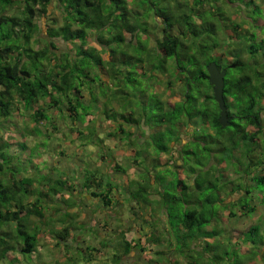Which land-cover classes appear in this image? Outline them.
Masks as SVG:
<instances>
[{
	"label": "trees",
	"instance_id": "trees-1",
	"mask_svg": "<svg viewBox=\"0 0 264 264\" xmlns=\"http://www.w3.org/2000/svg\"><path fill=\"white\" fill-rule=\"evenodd\" d=\"M57 1L64 22L60 26L47 28V37L42 39L45 45L37 47L41 43L40 20L51 15L50 6L53 0H0V127L1 122L9 119L14 109L20 106L33 110V118L38 125L48 120L46 109L43 106L35 107L40 101L46 102L49 108L69 112V117L75 122L80 120L84 123L85 116L94 118V115L97 117L99 114L108 122V137L119 136L120 139H125V143L134 146V164L141 165L142 161L139 163L138 159L146 155L145 147L138 146V142L131 138L138 136L132 128L162 127L151 132V135L160 134L154 140V149L159 154L168 153L170 141L173 144L179 141L186 123L198 118L214 130L213 133L196 132L200 134L194 138V141L197 140L203 145L201 149L208 153L209 161L201 163L198 168L191 166L186 170L187 173L194 174V187L180 179L178 187L181 194L183 190L186 191L183 196L170 195L172 199L166 200L161 198L158 191L160 198L155 201L166 211L170 207L175 208L174 203L177 200L183 201V211L173 210L176 212L178 225L183 229L184 239L190 237L192 240V249L194 247V250L204 252V240L200 236L206 238L219 233L215 227L198 235L203 224L212 222L217 214L218 210H214L212 206L220 200L225 209H234L235 204H238L241 214L252 213L255 206L250 201L255 197L252 195L253 191L257 190L251 188L264 184V37L258 40L259 34H264V19L250 15L252 11L254 15H261L263 8L256 0ZM138 1L146 5L143 11L132 5ZM236 3L235 10H231L230 7ZM9 9L15 11L9 14ZM233 12L240 15L241 20H237L232 15ZM151 17L154 18L153 30L162 28L163 32L161 38L155 36L153 46V31L149 32L151 27L148 21ZM143 34H146L145 38L142 37ZM90 37L100 45V49L89 45ZM58 38L67 43L80 42V45L74 47V55L71 50H60L55 41ZM221 59L226 65L223 97L228 124L220 120L222 109L215 98L214 84L210 81L208 70L211 63L221 67ZM232 64L238 68L232 69ZM135 68H140V72L149 79L154 77V82L158 78L160 84H166L163 92L151 87L143 90L136 87L135 90L139 92L129 89V83L134 84V87L141 85L140 77H134L137 72ZM98 70H105L106 80L100 76L101 72ZM230 70H236V73H231ZM160 73L168 79L161 80L157 76ZM96 78L102 79V85L105 86L106 82L109 86V90L102 94L103 98L96 92ZM176 84L179 85L181 98L167 108L161 94H165ZM142 95L145 96L144 100ZM94 108L99 109V112H94ZM81 110L85 112V116ZM251 126L256 130L251 131ZM174 131L177 136L173 135L164 143L166 134ZM78 133L79 136L87 138L97 136L99 140L96 143L106 145L96 126L88 130H78ZM209 145H213V148ZM7 148V143L0 137V261H5L9 252L18 249L24 256L31 257L30 254L38 246V235L41 232L34 219L41 221L40 219L45 218L43 200L57 197L55 195L74 187L69 178L63 179L59 175L54 178L51 173L39 172L42 177L40 176L41 180L38 182L49 190L30 189L37 180L21 175V167L12 162L13 156L6 152ZM239 149L247 160V164L240 167L243 172L235 165L237 160L241 161L234 154ZM225 150L232 155L227 163L225 159L214 156L215 152L220 154ZM101 157L109 158V152ZM212 159L215 160L213 163ZM159 160L160 158L153 162L160 168ZM183 161L187 166L186 161ZM222 162L234 166L238 176L217 185L216 180L218 183L219 179L225 178L223 169L220 168ZM54 167H51L52 171L60 174ZM114 167L119 171H126L119 163ZM33 168L41 169L36 165ZM92 173L83 186L91 188L94 181L97 188L104 189L102 184H107L108 193L93 189L91 194L101 197L105 206L111 205L110 195L115 185L110 180L105 182L107 175L99 169ZM242 173L248 175L251 181L246 182ZM94 174H99L100 177ZM152 180L151 177L143 186L130 189L132 198L141 203L140 206L152 201L149 192L153 188ZM218 186H221V190L225 188L219 198L210 194L204 200L200 198L203 190L211 188L213 191ZM33 194L36 196L31 200L30 196ZM258 194L262 193H256V196ZM66 202L71 206L68 200ZM231 209L228 211L230 216H239L236 210ZM54 210L59 212L61 208L56 207ZM206 212L211 214L209 219L206 218ZM138 213L139 210L135 217ZM77 215L64 213L57 220L66 222L64 226L60 229L50 228L52 235L59 240L57 244L68 241L73 226L72 221H67L69 218L74 220ZM50 221H53L52 217ZM151 226L152 235L147 239L146 246H142L140 239H127L126 232L129 228H117L116 235L119 237L113 245L117 252L113 255V263L119 264L123 259L122 253L128 256L138 247V243L142 251L148 248V251L156 254L164 252L156 247L163 239L171 241L168 239L172 238L170 231L167 227L158 229L157 226ZM234 227L237 228V224ZM223 228L227 229L224 226ZM247 231L250 236H254L262 230L255 223ZM101 245L107 246L108 241ZM66 247L69 248L68 243ZM92 250L97 251L98 248L92 247ZM253 255H259V252ZM161 256L163 255L154 262L161 263ZM93 257H89L85 264H92ZM149 259L153 261L150 256ZM204 261L210 264L207 258ZM195 264H199L198 260Z\"/></svg>",
	"mask_w": 264,
	"mask_h": 264
},
{
	"label": "rangeland",
	"instance_id": "rangeland-1",
	"mask_svg": "<svg viewBox=\"0 0 264 264\" xmlns=\"http://www.w3.org/2000/svg\"><path fill=\"white\" fill-rule=\"evenodd\" d=\"M141 2L142 1H138L137 3L134 2L135 5H132L135 6L134 8H139L140 11H143L146 5ZM256 2H258L264 10V1L256 0ZM57 3L59 4V1L53 0L50 6L51 15L40 20L41 43L37 44V47L45 45L43 40L47 37V28L60 26L64 22L63 13ZM237 4L238 3L232 5L230 9L235 10V6H237ZM14 11L15 9H9L8 13L11 14ZM259 14L260 13L254 15L253 11L250 13L251 16L261 17L264 19V12L261 15ZM232 15L236 16L237 20H241V16L237 15V13L233 12ZM152 19L154 18L151 17L148 21H150L149 25L151 27L149 32L153 31V39L151 42V45L153 46L155 36L156 38H161L163 32L162 28L153 30L154 22ZM228 33H231V31ZM146 34H148V32ZM146 34H143L142 37L145 38ZM262 37H264V34L260 33L258 40ZM223 38L224 37H222V39ZM55 41L59 44L58 47H60V50H71L73 55L74 47L80 45L79 41L67 43L60 38L55 39ZM88 43L90 46H95L98 49L101 48L100 45L95 42L93 37L89 38ZM216 52H219V50ZM245 56L247 57V55ZM232 59L233 58H230V60ZM220 63L221 67L217 66V68L219 71H222L226 68V65L223 62V59H221ZM231 67L232 69L238 68L233 64ZM134 70H137L134 77H140L141 85H136L134 87V84L129 83V89L134 92H139L138 90H135L136 87H139L142 90L151 87L154 89L156 88L159 92H163L166 84H160L161 81L158 78H156L154 82V77L149 79L144 76L140 72V68H135ZM230 71L231 73H236V70ZM98 72H101L100 76L106 80L105 70H98ZM157 76L164 81L168 79L161 73ZM101 81L102 79L99 78H96V81H94V84L98 86L96 87V92L99 96H102L105 91L109 90L108 84L105 82L104 86ZM94 89L95 88H93V90ZM179 89V85L176 84L171 90H168L165 94H161L166 102L167 108H169L176 100L181 98L182 94L179 93ZM85 94L86 97H88L87 91ZM144 95L141 96L143 100L145 98ZM101 98H103V96ZM37 106H43L47 111L46 113L49 119L43 121L44 123L42 122L38 125L34 121L33 110H27L24 109L23 106H20L19 108L14 109V112L9 119L1 122L0 127V137L3 142L7 143L8 146L6 152L13 156L12 162L21 167V175L24 177H32L37 180V182H35L30 189L34 190L41 188L46 190V186L38 182L41 180L40 174L43 173H51L54 178H58V175L60 177L71 178L74 182H76L75 186L80 188L81 184L84 183L91 174H93L92 171L99 169L103 174L107 175L105 182L110 180L115 185V189L119 190L118 192H120L122 197L127 195V197H125L126 207L119 206L120 202L119 204L115 202L114 215L111 212L106 214L98 212L97 210V212L93 214L94 212L91 211V208L93 209L94 206H99V204L96 205L97 200L94 198L91 202H87L88 200H86L84 196L80 197L81 204L83 202L87 204L84 205L85 207H78L80 211H85V219L82 223L79 222L78 224L77 222L74 223L75 220H70L69 218V220L72 221V226L77 230H72L71 236L67 242L57 244L59 240L52 235L50 228H61V226H63V224L57 220L58 218H62L64 216V212L55 211L54 208L59 207L61 210H64L62 208H64L67 203L58 196L51 198L47 197L42 203L45 218L40 219L41 221L34 219L36 220L35 223H37V225L41 228V232L38 235L39 243L36 250L30 254L31 257L29 255L24 256L19 249L11 251L8 253V258L5 261H0V264H85L88 258L93 257V255L94 257L97 256L99 260H96L93 257L94 260L91 261L92 264H114L113 255L117 252L113 248V245L116 243L117 237H119L116 235L117 228L124 229V224H127L129 229L127 230L128 234L126 236L132 238V241H136L141 233L143 234L145 231L149 232V228H147L149 224H144L139 218H136L140 216L139 213L145 211V208L143 209V206L138 208L137 203L131 202L133 203V208L130 204V201L133 199L132 195L124 193L125 189L129 186V190H135L138 187H141V185L143 186L146 184L152 177L154 180L153 194L157 201L159 200L158 198H160L159 193L162 196L161 198L166 200L172 199V196L170 195L180 197L183 196L184 192H186L183 190L181 194V189L178 187L180 179H183L185 184H191L194 187V174L191 175L187 173L186 170L191 166L193 168H198L201 166V163L209 161L208 153L206 151H202L201 149L203 145L201 146L197 140L194 141V138L197 134H200L196 132L208 131L213 133L214 130L201 122L198 118L191 119L188 124L186 123V126L183 124L185 127H183L181 138L174 144L170 141L168 153L163 152L159 154V151L156 150V148L154 149V140L159 138L160 134L151 135V132H156V130H159L162 127H156L155 129H147L148 126L144 127V129H138L136 127L132 128L138 136L134 135L131 138L138 142V146L142 147L143 145L145 147V154L147 155V157L144 155L143 158L138 159L139 163L142 161L141 165H139L134 164V146L125 143V139L122 140L119 136L115 138L108 137L106 134L109 130L107 127L108 122L99 114L97 117L94 115V118H90L85 116V112L81 110L80 112L85 116V122L83 123L80 120L75 122L71 119V117H69V112H60L56 108H49L46 102L40 101L39 105H35V107ZM98 110L94 108V112H97ZM148 111H150V109H148ZM89 119H91V121H89ZM93 122L96 123L94 124ZM93 126L97 127L98 134L104 138L106 144L105 146L102 145V143H96L99 140L97 136L95 138H87L84 136L83 138L79 136L78 130H88ZM249 129L251 131L256 130L253 126L249 127ZM144 132L145 134L143 135ZM173 135H176L175 131L173 133L166 134V138L163 139V142L166 143V141L172 138ZM149 144L151 145L148 148L147 145ZM209 146L213 148V145ZM107 147L112 148V150L109 151ZM260 148L261 145L258 147V150H260ZM107 152H109L110 157L108 159H102L101 156ZM256 153L257 152L255 151V155ZM214 154V156L217 155L218 158L221 157L222 159H225L226 163L232 156L227 150H225L224 153L219 154L215 152ZM234 154L243 162L241 163V161L237 160L235 164L236 167L238 169H240L241 165L244 167L247 164V160L244 158L245 155H242L241 149L236 150ZM159 158V161L161 162L160 168L153 162V160ZM183 160L186 161L187 166ZM214 161L215 160L212 159L211 163ZM116 163H119L126 171L122 172L117 170V168L114 167ZM226 163L222 162V165L220 166V168L223 169L225 178L223 177V179H219L218 183L216 180L215 183L217 185H219V183H226L229 178L232 180L238 176L235 167ZM35 165L41 169L33 168ZM52 166H55L54 168H57V170L61 173L57 174L55 171H52ZM240 170V172H243V169ZM39 172L40 174H38ZM94 175H98V177H100L99 174ZM131 178L136 179L132 180ZM242 178H244L246 182L251 181L250 177L248 175H244L243 173ZM92 183L94 186L88 188V193H91L93 189H99L97 188L98 185H96L94 181H92ZM220 187L218 186L217 189L214 188L213 191L211 188L203 190V192L200 193V198L204 200L208 194L214 198H219L221 192H225V188H222L221 190ZM100 189L98 190L99 192ZM218 189H220V191ZM251 189L257 190H252V195L255 196L252 201H250L251 199L248 197V201H250V203L252 202L253 206H255V211L252 213L241 214L242 210H240V206L235 204L236 206L233 207L234 209L229 208V210H236V213L239 216H230L228 212L229 210L225 209V206L221 204L220 200L212 206L214 210H218L217 214L213 218L212 222H206L203 224V229L198 232V235L202 234L206 230L211 231L215 227L219 233L206 238L204 236H200V239L204 240V252L197 249L194 250V247L192 249V240L190 237L187 239H184L183 237V229H181L178 225L177 215H175L177 211H183V206H185L183 201L179 199L174 203L175 208H172L169 205L170 208H167V211L165 209V211L161 214H155V212L151 210L153 214L150 222H154L152 225L158 227V225L161 224V220H163L164 227L167 226L172 236L171 241L163 239L165 240V243L156 247L159 250H164V252L161 253L163 255L161 256V260L163 261H161V263H155V259L159 258L161 254H156L150 250L148 251V248L146 249L147 252L142 251L140 250L141 247L138 243V247H136L134 251L132 250L128 256H124L122 253L123 259L119 264H195L197 260L199 264H208L207 261H204L206 258L210 264H264V246H261V244L264 243V184L261 183L257 185V188L252 187ZM156 190L160 192L156 193ZM259 192L262 194H258V196H256V193ZM67 193L70 194L69 200L74 201L75 195L68 190ZM35 196V194L31 195L30 199L33 200ZM113 198H116V196L114 195ZM101 203L102 204L100 205L103 206V201H101ZM150 204L151 206H156L157 203L155 201H151ZM161 206L162 205L157 207V211L162 210ZM174 209L176 212H173ZM98 210L102 211L100 208H98ZM138 210V216L135 217ZM147 212L150 213V210ZM79 214L80 213H78L76 221L80 219ZM86 215L89 218L93 217L92 219L95 222L89 221ZM169 215H171V217ZM210 216L211 214L206 212V218L209 219ZM51 217L53 221H50ZM108 218L109 220L103 223V220ZM44 219L45 221H43ZM128 219L130 220L127 221ZM132 219L136 221H133ZM255 223L259 224L262 231H260V234L250 236L247 231L248 227ZM235 224H237V228L234 227ZM223 226L227 227V229L223 228ZM106 241H108V245L102 246L101 244L106 243ZM184 242L185 245L182 246ZM66 243H68L69 248L66 247ZM92 247L98 248V250H92ZM255 252H259V255L254 256L253 253ZM149 256L152 257L153 261L149 259ZM215 256L219 257L215 259ZM202 257H204V259Z\"/></svg>",
	"mask_w": 264,
	"mask_h": 264
},
{
	"label": "crops",
	"instance_id": "crops-1",
	"mask_svg": "<svg viewBox=\"0 0 264 264\" xmlns=\"http://www.w3.org/2000/svg\"><path fill=\"white\" fill-rule=\"evenodd\" d=\"M102 159H104L103 157H102ZM108 159V158H107ZM65 178H68V177H63V179H65ZM70 179V181H72V183H73V189H71V190H68V191H71L74 195H75V197H74V201H70L69 200V197H70V194H68L67 193V190L65 191V192H63V193H59V194H57V195H55V196H58V197H60V199H62L64 202H66V200H68L69 201V204L71 203V206H69V205H67L66 204V206L63 208L64 210H60V211H62V212H64V213H68V214H78V213H80L79 215V220L78 221H76V219H77V216H76V218L74 219L75 221L74 222H77L78 224H79V222H81L82 223V221L85 219V211L84 210H79L78 209V207H85L84 205H87V204H85L84 202L81 204V200H80V197H82V196H84V198L86 199V200H88L87 202H91L92 201V199H96L97 201H96V205L97 204H99V206L97 207V206H94V208H96V209H92L91 208V211H93L92 213L93 214H95L97 211L98 212H103V213H106V214H108V213H112L113 215H114V204H115V202L116 203H118L119 204V202H120V205L119 206H125L126 207V202H125V197H127V195L125 196V195H123V196H125V197H122V195H120V192H118L119 190H116V189H113L112 190V193H111V195H110V197L112 198V202H111V205H108V206H105L104 204H103V206L102 205H100V204H102L101 203V201H103L102 200V198L101 197H94L91 193H88V188H86V187H84L83 186V183L81 184V186H80V188H77L76 186H75V183L76 182H74L71 178H69ZM132 180H135L134 178H131ZM131 182V181H130ZM129 182V183H130ZM152 182H153V184H154V180H152ZM103 187H104V189H100V192H106V193H108L109 192V187H108V185L107 184H105L104 183V185H103ZM114 188V187H113ZM46 190H49V188L46 186ZM95 190V189H94ZM99 189H97L96 191H98ZM153 191H154V189L152 188L149 192H150V198L152 199V201H155L156 200V198L154 197V194H153ZM99 192V191H98ZM124 193H128V194H130L131 195V193H130V190H129V186L125 189V192ZM156 193H158V191L156 190ZM53 195V194H52ZM114 195L116 196V198H113L114 197ZM160 195V194H159ZM159 199V198H158ZM135 199H132L131 201H130V204H131V206L133 205V203H137V206L139 207L140 205H141V203H139L137 200H135ZM131 202H133V203H131ZM156 202V201H155ZM66 203H68V202H66ZM157 204H156V206H151V204H147V205H145V206H143V207H145V211H143L142 213H139L140 214V216H138V217H136L137 219L139 218L141 221H142V223H144V224H148V223H150L151 225H152V223L150 222V219H151V217H152V212H151V210H153V212H155V214H161L162 212H164L165 210L164 209H162L161 211H157V207L159 206V204H158V202H156ZM92 205V204H91ZM90 205V206H91ZM61 206V205H60ZM149 206H150V208H149ZM110 207H111V209H110ZM132 207H134V206H132ZM98 208H100V209H102V211L100 210H98ZM97 210V211H96ZM150 210V213H148L147 211H149ZM87 216V215H86ZM88 217V216H87ZM93 217H88V219H89V221H91V222H95V221H93V219H92ZM112 218V217H111ZM114 218V217H113ZM91 219V220H90ZM115 219V218H114ZM113 219V220H114ZM109 220V218L108 219H106V220H103V223L105 222V221H108ZM130 219H128L127 221H129ZM133 221H136V220H134V219H132ZM67 222H70V220H68ZM61 223L62 224H64V223H66V222H64V221H61ZM151 225H148L147 226V228H149V232L148 231H145L143 234L141 233L140 234V236L138 237V239H140V242H141V244H142V246H145L146 244H147V239L152 235V233H151ZM64 226V225H63ZM63 226H61V227H63ZM134 226V225H133ZM132 226V227H133ZM146 226V225H145ZM124 227L126 228L127 227V229H128V226H127V224H124ZM131 227V228H132ZM165 227H167V226H165ZM58 228H60V227H58ZM124 228V229H125ZM141 228V227H140ZM158 229H162V228H164V225H163V220H161V224L160 225H158V227H157ZM73 229H75V227H73ZM72 229V230H73ZM77 230V229H76ZM140 230H143V229H140ZM128 233L126 232V235H127ZM73 235V234H72ZM127 239L128 240H131L132 238H129L128 236H127ZM168 239H170L171 240V237H168ZM168 242V241H167ZM163 243H165V240H162V241H160V244H163ZM135 250V249H134ZM133 250V251H134ZM147 252V251H146ZM145 257H146V254H145ZM96 260H99L98 258H97V256H95L94 257ZM156 259H158V258H156ZM155 259V260H156Z\"/></svg>",
	"mask_w": 264,
	"mask_h": 264
},
{
	"label": "water",
	"instance_id": "water-1",
	"mask_svg": "<svg viewBox=\"0 0 264 264\" xmlns=\"http://www.w3.org/2000/svg\"><path fill=\"white\" fill-rule=\"evenodd\" d=\"M210 81L214 84V93L215 98L219 102V105L222 109L220 120L224 124H228V116H227V107L225 105V100L223 97V86H224V75L225 69L219 71L217 68V64L211 63L208 67Z\"/></svg>",
	"mask_w": 264,
	"mask_h": 264
}]
</instances>
